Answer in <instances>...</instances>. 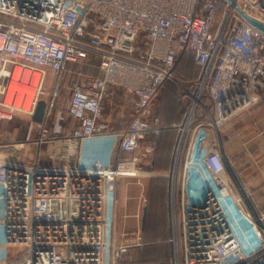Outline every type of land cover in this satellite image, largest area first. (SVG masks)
I'll list each match as a JSON object with an SVG mask.
<instances>
[{"label": "built area", "instance_id": "2783aa9c", "mask_svg": "<svg viewBox=\"0 0 264 264\" xmlns=\"http://www.w3.org/2000/svg\"><path fill=\"white\" fill-rule=\"evenodd\" d=\"M236 1L264 21V0ZM185 51L201 66L189 82L174 75ZM91 53L101 73L71 84L68 112L79 123L52 164L26 162L23 142L0 140V264H264V208L234 186L221 136L228 120L262 98L264 33L227 0H0V120L20 110L32 116L52 70L47 118L68 64ZM14 80L33 90L28 109L27 91L20 104L19 90L7 101ZM167 80L177 83L186 108L171 173L173 256L124 260L131 244L119 243L114 229L111 236V204L119 178L142 173L138 158L113 165L82 146L118 138L121 149L136 151L153 128L146 110ZM114 88L133 105L122 130L103 122V100ZM63 128L54 122L55 132Z\"/></svg>", "mask_w": 264, "mask_h": 264}, {"label": "crops", "instance_id": "0c3cea01", "mask_svg": "<svg viewBox=\"0 0 264 264\" xmlns=\"http://www.w3.org/2000/svg\"><path fill=\"white\" fill-rule=\"evenodd\" d=\"M188 62H193V64L188 65ZM199 66L200 65L196 63L191 53L186 54L181 52L177 56L175 74L190 79L195 75ZM100 73L101 68L98 66V60L94 56L91 57V54L90 58L84 63H69L64 70V82L59 90L60 96L62 91L64 93L66 92L65 88L71 87L73 81L77 79L80 74L94 75ZM53 78L54 73L50 70L47 80L49 89L46 92V96H44V99L47 101L50 99ZM176 86L178 87L176 82L167 80L161 88L159 98L156 99V96L155 103L154 100L150 103L145 116L153 128L149 131L146 138L142 140L141 146L136 151L123 150L119 145L117 147V153H111L110 156V152L106 151V145L103 143V139L98 137L84 143L82 146V150L85 154L104 159V161L108 163H114L113 165L117 164V159L123 154L122 152H124L123 156L125 159H132L134 156L138 158L136 166L142 173L139 176H123L119 178L117 192L114 195L115 197H119V202L115 200L116 204L114 203V207L111 208L113 229L117 231V226L120 223L122 229L121 233L122 236H124L122 242H129L131 244L128 252L123 257L125 260H165L173 256V248L169 241L172 224L168 201L163 208L164 210L161 208L163 213L159 211L158 204H155L156 206L154 205L153 211H151V208L139 200L140 197H144V189L133 182L141 183V175H143L144 172H151L150 174L153 175L165 173V171L169 172L172 163L174 164L175 143L179 136L178 125L184 120L183 109L180 104V99L178 98ZM122 93L123 91L120 88L111 89L108 96L103 100V122L108 125L110 130H122L127 128L132 118V103L129 100H125V104L117 103L121 102L119 98L122 97ZM60 96L56 97L52 113L47 116L46 121H43V123H47L48 119L53 116L55 117V121L61 120V123L64 125L63 129L65 130L63 131L67 134L71 129L77 126L79 121L68 112L70 95L67 99L65 109H63L65 112L58 106V99ZM128 114L130 117L127 116ZM239 114L231 118L233 121L230 123L227 124L226 122L229 139L227 140V145L224 144V149L230 164L241 171L242 175H245L252 187L261 185V190L264 191V173H261V171H264V139L258 143L259 150L255 152L249 150L247 147V144H254L255 140L264 138V103L255 109L246 111L242 115ZM248 115H255L257 134L253 137L252 141H243V134H248L247 127L249 129V126H251L250 120H246ZM38 124L39 127H41L40 123ZM154 127H158L161 130L157 132ZM162 127L166 129L163 130L164 128ZM155 140L158 143L161 141L162 144L156 147L155 152H153L151 151L150 145H152ZM46 147L47 150L37 145L36 152L39 151L40 154H42L52 148L53 153L55 150L59 152L63 149L60 140L52 141V143ZM251 172L256 173V176ZM135 178H137L138 181H135ZM131 183H133V186ZM169 183L170 180L167 179L165 197L169 195ZM144 212L146 214L145 220H143ZM139 233L142 236L141 241L138 238Z\"/></svg>", "mask_w": 264, "mask_h": 264}, {"label": "rangeland", "instance_id": "374dc122", "mask_svg": "<svg viewBox=\"0 0 264 264\" xmlns=\"http://www.w3.org/2000/svg\"><path fill=\"white\" fill-rule=\"evenodd\" d=\"M223 5L224 4L221 3V6H220V9L218 12V22H220L221 20H224L223 15H224L225 8ZM176 88L178 91V98L180 99V104L183 105V107L185 108L184 104L182 103V98H181L182 92L177 86H176ZM48 89H49V85L46 84V90L48 91ZM65 90H66V92L64 93L62 91L61 96H60V92L58 94V96H60V98L58 99V106L61 107L62 110L65 109L67 99H68L69 95L71 94V89L69 87L65 88ZM159 95L160 94L157 95L156 99L159 98ZM44 96H46V94H44L43 97ZM156 99H154V103H155ZM119 100L121 102H117V103H124V104L126 103L125 100L123 99V97H120ZM262 103H264V95H262V98L260 99V101H258L257 103H254L253 105L249 106L248 108L242 110L239 115H242L243 113H245L248 110L257 108ZM63 111L65 112V110H63ZM127 116L130 117L129 114ZM131 116H132V114H131ZM248 119L251 122V126H249V129L247 127L248 134L247 133L243 134V141H248V140L252 141L253 137L257 134V123H255V115H248L246 117V120H248ZM54 121H55V117H53V116H52V118L48 119V121L45 125V127L47 129L46 135L44 137H41L43 130L41 127H39V124L35 121H32L31 116L29 114H27L25 111L20 110L16 113V115L13 117V119L0 120V140L1 141H7L8 138H12L15 141H19V142L21 141L24 143L22 145V147H24V149H25V154L23 156L24 161L30 162V161L38 160L41 164L50 165V164H52V156H51L52 155V148L48 149L49 151L43 152L39 156V158H37L36 153L38 151L36 152V147L38 145V146H41V148H46V150H47L46 146H48L50 143H52V141H56V140H60L61 142L63 141V138L66 134L63 132V130H61L60 132H55L53 130ZM231 121H233V120H231V119L228 120L227 124L230 123ZM246 123H247V121H246ZM227 124L225 123L222 126L221 136H222L223 144H226L227 140L229 139L228 135H227V128H226ZM160 130L161 129H159V131ZM248 135H249V137H248ZM244 136H245V138H244ZM39 138H42V141L38 144L36 142V139H39ZM262 139H264V138H260L259 140H255V142L253 141L254 144H251V143L247 144L248 149L252 150L253 152H255L256 150H259V144L258 143H260L262 141ZM103 143H105V145H106V151L110 152V156H111V153H113V154L117 153V151H118L117 147L119 146V139L118 138L115 141H108L106 138H103ZM161 144H162L161 141L158 143L155 140V142H153V144L150 145V147L152 149L151 151L155 152L156 147L160 146ZM175 144H176L175 148H177L176 147L177 141ZM8 149L11 150L13 148H8ZM122 153L123 154L120 155V158H118L117 161L119 159L124 158V156H123L124 152H122ZM150 156H152V155H150ZM178 171L181 173V171H182L181 166L178 168ZM232 171L235 174V176L238 177L237 178L238 182H237V179L233 180V182L235 184L234 186H236L237 189L242 190L244 193H246L247 191L250 192V194H251L250 197H252V201L250 199H247V200H249L248 203H251L253 205V200H254V204L258 205L260 208H264V197H263L264 191L261 190L262 186L258 185L256 187H252V185L250 184V181L245 177V175H242V172L237 170L235 167H233V165H232ZM150 173L144 172V174L141 175V183L133 182L134 184L137 183L136 184L137 186L140 185L144 189V193H145L144 197H140L139 200H140V202L144 203L149 208H151V211H153L154 205L158 204L159 205L158 208H159V211L161 213H163V210H164L163 208L166 205V202L169 200L168 201V207L170 205L169 214L171 216L170 210H171L173 176H171L170 172H168V171L167 172L165 171V173L156 174V175H153ZM251 173L254 176H256L255 175L256 173H253V172H251ZM261 173H264V171H261ZM167 179L170 180V192L168 193L169 194L168 197H165L166 190H167ZM253 179H255V178H253ZM136 180H137V178H135V181ZM133 183H131L132 186H133ZM116 192H117V189H116ZM245 196L248 197L247 195H245ZM258 196H261V197H258ZM112 199H113L112 202L113 201L114 202H113V204H111V208L114 207V203L116 204L115 200H118V202H119V197L114 196ZM161 208L163 210H161ZM110 222H111V236H112V231H113L112 217H111ZM121 231H122V229H121L120 223H119L117 226V231L114 229V234H115L114 236H116L117 241L119 243L123 241V237H124V236H122ZM171 235H172V230H171ZM111 236H110V242H111ZM138 236L140 237L139 240L141 241V239H142L141 234L139 233ZM169 241H170V237H169ZM170 243H171V241H170ZM171 245H172V243H171Z\"/></svg>", "mask_w": 264, "mask_h": 264}, {"label": "water", "instance_id": "95a60500", "mask_svg": "<svg viewBox=\"0 0 264 264\" xmlns=\"http://www.w3.org/2000/svg\"><path fill=\"white\" fill-rule=\"evenodd\" d=\"M229 3L233 4L236 12L244 19L246 20L250 25H252L253 27H255L257 30L261 31L262 33H264V21L249 14L246 10H244L239 3L236 0H227ZM46 108H47V101L46 99L42 98L38 101V104L36 106V109L34 111V113L32 114L31 118L33 121L37 122V123H43V121H45L46 119ZM176 153V148L174 151V156ZM174 161V160H173ZM173 163L171 165L170 168V175L172 173L173 170ZM169 192H170V183H169ZM169 201V200H168ZM170 204V203H169ZM170 207V205H169ZM145 212L143 214V220H145Z\"/></svg>", "mask_w": 264, "mask_h": 264}, {"label": "bare ground", "instance_id": "6f19581e", "mask_svg": "<svg viewBox=\"0 0 264 264\" xmlns=\"http://www.w3.org/2000/svg\"><path fill=\"white\" fill-rule=\"evenodd\" d=\"M19 71H20V68H17V70H16V72L14 74V78L15 79L17 78ZM10 86H11V89H10L9 94L7 96V101L11 100L15 90H19V94L17 96L16 103L20 104L22 99L24 98V96H23L24 92L27 91L28 92V96H27V100H26V102L24 104V108L28 109L29 106H30L31 95L33 93V90L32 89H28L27 87H23L19 82L15 81V80L11 83Z\"/></svg>", "mask_w": 264, "mask_h": 264}, {"label": "trees", "instance_id": "16d2710c", "mask_svg": "<svg viewBox=\"0 0 264 264\" xmlns=\"http://www.w3.org/2000/svg\"><path fill=\"white\" fill-rule=\"evenodd\" d=\"M223 6H224V5H223ZM184 53L189 54V53H191V52L185 51ZM191 54H192V53H191ZM92 56H94V57L98 60L96 54L91 53V57H92ZM184 57H185V56H184ZM92 61H93V59H92ZM187 64H188V65H191V64H193V62H192V63H191V62H188ZM98 66H99V60H98ZM200 71H201V66H199V69H197L195 75H194L193 77H191L190 79H187V77H184V76H180V75L175 74V69H174V75H175L176 78H178V79H179L180 81H182V82H189V81H191V80L197 78V77L199 76V74H200ZM166 82H167V81H166ZM164 84H165V83H164ZM164 84H163V85H164ZM163 85H162V87H163ZM162 87H161V88H162ZM161 88H160L158 94L160 93ZM181 107H182V109H183V114H184V117H185V114H186V108H184L183 105H181ZM162 128H164V127H162ZM165 129H166V128H164L163 130H165ZM124 260H125V259H124ZM165 260H169V259H165ZM165 260H147V261H165ZM131 261H133V260H131ZM135 261H146V260H135Z\"/></svg>", "mask_w": 264, "mask_h": 264}]
</instances>
